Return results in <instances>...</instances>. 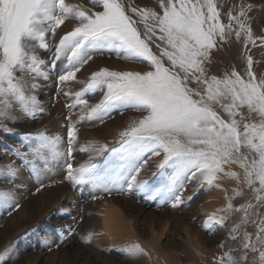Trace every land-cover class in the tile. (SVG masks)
<instances>
[{"label": "snow or ice", "instance_id": "1", "mask_svg": "<svg viewBox=\"0 0 264 264\" xmlns=\"http://www.w3.org/2000/svg\"><path fill=\"white\" fill-rule=\"evenodd\" d=\"M89 3L92 8L72 0H0V135L18 134L11 124L47 113L37 93L53 75V102L63 97L67 110L66 138L45 128L19 134L15 146L0 140V159L15 157L0 164V180L15 184L22 169L38 180L62 169L64 179L81 192L87 188L93 200L135 192L145 201H172L173 207L190 202L202 189H220L225 204L205 214L202 228L211 234L239 213L228 236L240 247L214 256L213 264H264V74L253 70L251 53L252 47L264 49V33L254 34L249 15L257 5L229 9L225 23L217 0H156V8L129 5L138 19L124 0ZM66 22L72 27L57 40ZM233 37L243 45V74L234 67L209 74L211 53ZM105 55L146 61L148 69L100 67L78 77L94 56ZM76 84L81 87L74 91ZM97 92L103 93L101 100L89 104L85 97ZM124 111L142 115L119 132L116 144L78 139V125L103 123L113 112ZM77 153L87 159L77 163ZM153 158H160L154 179H142ZM225 180L235 183L231 195ZM190 183L196 187L185 198ZM15 191L0 188V207L15 202ZM246 192L251 194L246 202L233 203ZM82 220L73 217L58 229L60 243ZM250 224L253 232L247 231ZM94 235L82 239L90 242ZM45 242L53 243L47 237ZM218 246L223 248V242ZM11 248L10 243L0 251V264H8ZM123 250L129 258L150 257L137 242Z\"/></svg>", "mask_w": 264, "mask_h": 264}, {"label": "rangeland", "instance_id": "2", "mask_svg": "<svg viewBox=\"0 0 264 264\" xmlns=\"http://www.w3.org/2000/svg\"><path fill=\"white\" fill-rule=\"evenodd\" d=\"M72 2L83 3L88 8H92L89 0H72ZM124 2L133 19L138 17L131 13L129 5L137 8L157 7L156 0H124ZM217 3L221 6L222 20L225 23L229 9L235 11L236 6L241 3L257 5L249 13L252 18L251 26L255 35L264 33V8L259 7L264 5V0H217ZM71 27V22L62 25L57 30L56 39L58 40L59 36ZM139 27L143 31V26ZM242 47V43L237 42L233 37L229 43L214 50L211 53V62L208 64L209 74L221 75L226 70H232L233 67L243 74L245 62L241 56ZM152 48L154 52H158L155 44ZM251 53L255 61L253 70L260 76L264 74V49L258 46L252 47ZM42 56L47 59L48 53H42ZM100 67L113 70H147L148 64L146 61L134 62L114 55L94 56L93 61L78 73V77L84 79L91 71ZM42 83H45V87L37 94L47 108V113L35 120L24 119L22 123L11 124L10 127L15 128L18 134L0 135V140L6 145H18L19 134L35 133L45 128L48 129L49 134L59 132L66 138L65 100L63 97H58L53 102L52 99L56 92V76L53 75L50 80ZM72 87L76 91L81 85L76 84ZM102 96V92H97L87 95L85 99L89 104H96ZM78 111L77 109L73 112V120L77 118ZM140 115L142 114L135 111H124L122 114L113 112L112 118L105 119L103 123L99 121L82 123L78 125V139L80 142L86 139L96 140L112 146L118 142L119 132L127 128L133 118H138ZM14 159L15 157L10 155L3 156L0 164ZM75 159L79 163L86 160L87 156L77 153ZM159 159L153 158V161L142 171V179L150 181L154 179L152 173L157 171L155 164ZM64 175L62 169H57L38 180L27 170L22 169L15 184L0 180V188L16 189L15 202L0 207V251L8 244L12 245L8 264H213L214 256L240 247L239 240L233 241L228 236V230L233 221L238 219L239 213L233 214L223 228L218 227L211 234L202 228L206 219L205 214L213 211L205 207L210 192L215 189L207 191L202 189L190 202L185 199L183 204L176 207L172 206V201H145L135 192L113 194L93 200L87 188L83 192L74 189L64 179ZM231 182L233 188L235 183ZM195 187V183H190L183 192V197L192 195V189ZM250 196L251 194L246 192L243 198H236L233 203H244ZM115 209L120 211L123 219L130 222L131 233L128 234L130 238L118 240L121 239L119 238L121 233L118 225H115L116 221L114 222L117 219ZM260 211L264 212V209ZM73 217H83V220L78 226L74 225L75 231L66 242L60 243L58 229L63 225L71 224ZM254 230V225L247 226V231ZM89 232L95 235L90 242H85L82 237H86ZM46 237L53 243L46 244ZM133 242L140 243L149 251L150 257L129 258L123 248L125 244ZM221 242L224 244L223 248L218 246ZM57 244L59 247L56 246ZM147 245L154 248V253L147 249ZM235 254L239 257L241 252L236 251Z\"/></svg>", "mask_w": 264, "mask_h": 264}, {"label": "bare ground", "instance_id": "3", "mask_svg": "<svg viewBox=\"0 0 264 264\" xmlns=\"http://www.w3.org/2000/svg\"><path fill=\"white\" fill-rule=\"evenodd\" d=\"M222 183H223L224 188L228 189V194H229V192H230V190L232 188V186H231L232 182L230 180H225ZM207 202H208V204L206 203L207 207H205L207 209L210 208L211 210L215 211L216 209L222 207L225 204L224 192L222 190H220V189H215L214 191L210 192V196H209ZM115 211H116L117 219H115L114 222L116 221L115 225L116 226L118 225L119 233H121V235L119 237L121 239H118V240L130 238L129 237V235L131 233V229H130V225H129L130 222L128 223L127 220L122 218L120 211H117L116 209H115ZM107 215H109V214H107ZM108 220H109V218H108ZM102 226H103V224H102ZM146 247H147L148 250L153 251V253H154V248H152L151 246H148V245Z\"/></svg>", "mask_w": 264, "mask_h": 264}]
</instances>
